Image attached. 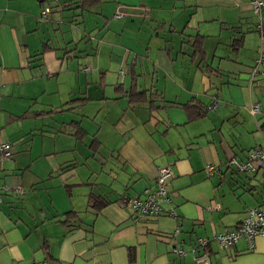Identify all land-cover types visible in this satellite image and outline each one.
<instances>
[{
  "label": "crops",
  "instance_id": "1",
  "mask_svg": "<svg viewBox=\"0 0 264 264\" xmlns=\"http://www.w3.org/2000/svg\"><path fill=\"white\" fill-rule=\"evenodd\" d=\"M77 2L0 0V141L12 142L0 157V264H264V234L252 249L242 238L224 248L210 239L245 208L264 206V172L227 164L264 149V59L253 70L260 45L264 58L263 12L255 17L250 0H100L84 10L92 20L78 9L82 33L59 35L76 23ZM86 33L96 45L84 54L94 48L96 62L78 55L80 68L63 69L65 49L81 54ZM195 34L206 67L191 56ZM44 41L54 50L34 62ZM132 73L138 90L160 96L154 109L128 102ZM190 98L213 107L187 120L178 105ZM64 104L74 117L62 116ZM86 136L90 159L79 158ZM162 166L172 171L170 202L139 217L126 200L154 189ZM88 193L107 202L88 208ZM68 211L75 215L59 223Z\"/></svg>",
  "mask_w": 264,
  "mask_h": 264
},
{
  "label": "built area",
  "instance_id": "2",
  "mask_svg": "<svg viewBox=\"0 0 264 264\" xmlns=\"http://www.w3.org/2000/svg\"><path fill=\"white\" fill-rule=\"evenodd\" d=\"M264 8V0H250V9L258 19H260L261 9ZM47 9L41 11L44 15ZM120 14H115L114 17L118 18ZM257 28L261 31L260 24L258 23ZM262 46L259 47L258 56L254 65V72L256 71L257 65L263 61ZM260 74L264 76V69L260 71ZM208 107V108H212ZM255 109L252 106L251 111ZM0 152L3 157L8 156L11 152L8 142L0 143ZM228 165L234 168L235 171L240 173H255L257 171L264 172V149L253 147L245 152L242 159L237 157H231ZM207 174H211L216 170L215 166L206 165L204 167ZM172 175V171L167 166L158 167L155 176V188L153 190H145L141 196H134L127 198L126 202L133 209V211L139 217L154 216L161 212V202H170V198L167 193L166 182L167 179ZM18 191L19 189L16 188ZM169 216L175 217L172 207L167 211ZM174 233L178 232V226L173 230ZM264 234V206L256 205L245 208L244 213L238 222L229 230H222L214 232L211 235L213 240L218 246L224 248L232 246L237 242L238 239L242 238L245 242L246 249H252L254 245V239L257 236ZM209 239H197L198 245H206ZM174 252L180 253L181 250L174 248ZM197 260H201L200 257Z\"/></svg>",
  "mask_w": 264,
  "mask_h": 264
},
{
  "label": "trees",
  "instance_id": "3",
  "mask_svg": "<svg viewBox=\"0 0 264 264\" xmlns=\"http://www.w3.org/2000/svg\"><path fill=\"white\" fill-rule=\"evenodd\" d=\"M99 1L100 0H78V2H77V6L78 7L75 8V9H81L82 11H84V10H86V8L93 6L94 4L98 3ZM44 9L45 8H43L42 10H44ZM46 9H47V11L45 12L44 15H42L40 13V17L46 18V15L49 12V8L46 7ZM199 37L200 36H198V35L195 34L194 35V38H192V45H193L194 51L192 52V55L191 56L198 57L199 62H203L204 63V67H206L207 64L204 61V56H205L204 55V52H202V50L200 49V47L198 45ZM47 50H54V47L48 45V43L46 41H44V42L41 43L40 50L38 51V53H36L35 55H33V56H35L34 57L35 58L34 59V62L35 61H40L42 54L45 51H47ZM65 50L67 51V53L69 52V49H65ZM62 54H64V52H62ZM67 58L69 59L68 56H67ZM35 65L36 66H40L41 65V62H38ZM82 70H86L85 66L82 67ZM133 74L134 73H132L130 75L131 77L129 78V84H128L127 89L126 90H123L124 95L127 96L128 102L130 104H136L138 102L147 101V107L150 110L154 109L156 107V105L154 104V102H155L156 99H160V96L157 95V94H151V96L148 97V96H146V91L138 90L135 87L136 86L135 85V81H134V77L135 76ZM99 84L100 85H103L102 79L99 81ZM119 89H121V87H119ZM84 100H86V97H83V98L80 99L81 102L84 101ZM70 102L78 103L77 100L70 101ZM178 107L181 108L185 112V115L187 117V120H193L195 118H198V117H201V116L205 115L206 110L208 108V107L207 108L203 107L200 104V102L197 99H194V98H190L189 100H187V101L179 104ZM45 113L46 114H49L50 112L48 111V112H45ZM75 124H76V128H77L78 132H75L74 133L75 135H77V136H74V137L81 138L83 136V130L77 125L78 124L77 122H75ZM1 142H8L9 143V147L11 149L10 154H11L12 153V142L9 141V140H3V141H0V143ZM92 143H96V141L93 140ZM97 144H98V142H97ZM10 154L8 156L3 157L1 155V152H0V157H2V158H8L10 156ZM232 171L233 172H237L234 169H232ZM16 188H18L19 190L17 191ZM16 188H15V192L16 193H20L21 192L20 186L19 185H16ZM106 202L107 201L102 196L95 195L93 193H88L87 194V206H88V208H91V209H94V210H98ZM63 215H64L65 219H64V221H59V223H63L64 224L65 223V220H67V218L69 216L75 215V212L74 211H68V212H64Z\"/></svg>",
  "mask_w": 264,
  "mask_h": 264
},
{
  "label": "rangeland",
  "instance_id": "4",
  "mask_svg": "<svg viewBox=\"0 0 264 264\" xmlns=\"http://www.w3.org/2000/svg\"><path fill=\"white\" fill-rule=\"evenodd\" d=\"M203 3V2H202ZM204 4V3H203ZM70 12L72 13V18H74L75 20L74 21H76V23H74L73 25H68V26H62V28H60L61 30L59 31V35H61V36H64L65 35V33H69V32H72V29L73 28H75L76 30H77V32L78 33H82V32H79L78 31V29L79 28H82V26H81V22H80V18H81V16H80V10H78V9H75V8H70ZM263 12V14H264V8H262L261 9V13ZM39 13H40V11H39ZM71 13H67L66 14V16L68 17V19L70 18V15H71ZM74 15V16H73ZM94 15H95V13H92L91 12V9L90 10H87V11H84L83 12V16H88L89 18H90V20H92V17H94ZM254 15V14H253ZM255 16V15H254ZM256 17V16H255ZM255 27H257V26H255ZM83 29V28H82ZM85 31V30H84ZM83 31V32H84ZM46 34V33H45ZM87 34V33H86ZM248 34H253V36H256L257 35V33L254 31V32H250V33H248ZM259 34V33H258ZM82 35V34H81ZM80 35V36H81ZM88 36H89V34H87V35H83V37L80 39V40H78L79 42L82 40H84V41H86V44H84L83 45V47H82V53L80 54V49L79 48H77V50L79 51V52H73L74 50H70L69 49V52H68V57H69V59H65V61L62 63V66H63V69L66 67V66H68V68H70V67H74V68H76V67H81L76 61H77V57H78V55H80V56H84V57H86L88 60H91L92 62H96V55H95V49L93 48V51H92V53H87V54H84V53H86L87 52V50L88 49H91V45H96V41H89L88 40ZM46 37V36H45ZM45 37L44 38H42L41 40H43V39H45ZM122 37H118V38H116V41H119L120 39H121ZM96 40V39H95ZM74 44V43H73ZM68 45V44H67ZM76 45H78V44H76ZM69 46H70V44H69ZM68 46V47H69ZM258 56V55H257ZM182 60H184V62H183V64H189V63H186V61L188 60V58H186L185 56L184 57H182V56H178L177 57V61H178V63H180ZM66 62H68L67 64H66ZM174 63H175V61H173ZM177 63V64H178ZM100 65H101V63H99ZM105 64V63H104ZM184 67H186V66H184ZM120 69L122 70V68L120 67ZM88 71H90V70H88ZM120 71V70H119ZM133 71H134V69H133ZM120 73V72H119ZM152 73V75H153V81H155V74L153 73V71H151L150 72V74ZM108 74H111V73H107V75ZM204 74H206V75H208V74H210V72L208 71V74L205 72V70H204ZM197 75V74H196ZM117 79H120V78H122L123 77V75L122 76H115ZM197 78V77H196ZM196 78H194V83H196ZM126 79H128V76L126 75ZM149 81H150V79H149V77L147 78ZM159 80H161V79H159ZM166 80L168 81V78H166ZM46 96H47V93H46ZM67 104H64V105H61V108H65V110H63V111H61V114H62V116H64V118L67 120V118H71V117H74L75 116V113H76V111L74 110V109H68V106H66ZM67 107V108H66ZM57 117H58V115H57ZM88 142H89V138L86 136L84 139H83V141H82V143L80 144V149H81V151H80V155H79V158L80 157H82V158H87V159H90L89 157L91 156V154H92V152H91V149H89L88 147H87V144H88ZM236 173H238V172H236ZM75 196H74V193H73V196H72V202H74V205L75 206H78V207H80L81 206V201L78 199V198H74ZM74 198V199H73ZM76 200V201H75ZM79 202V203H78ZM232 228V227H231Z\"/></svg>",
  "mask_w": 264,
  "mask_h": 264
}]
</instances>
